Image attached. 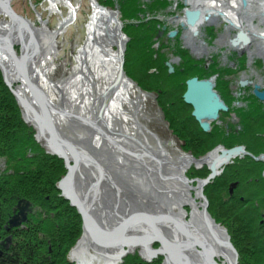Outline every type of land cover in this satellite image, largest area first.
<instances>
[{
	"label": "rangeland",
	"instance_id": "374dc122",
	"mask_svg": "<svg viewBox=\"0 0 264 264\" xmlns=\"http://www.w3.org/2000/svg\"><path fill=\"white\" fill-rule=\"evenodd\" d=\"M96 1L100 7L105 8L106 10L109 9L111 11L116 12L119 22H121L119 24L116 21L117 22L116 25L119 27L118 29L122 36V38H119L117 46L113 42L112 38L109 39L112 43L111 50L114 53L113 56L115 57L116 55L115 57L116 62L114 65L115 67L120 66L117 77L115 78V81L117 82L115 81L110 82L112 85L111 87L113 88L115 85H117L116 83L119 82L122 75L125 76V79L127 81L129 80L128 86L126 87V89L123 88L124 92L122 93L120 98L117 99L116 101L113 100L114 103L118 101L117 107L119 105V109L118 110L116 109L117 111L115 112V114H117L118 116L116 115L115 117L111 116L112 119L110 118L111 119L110 121L111 122L116 121L118 123L121 122L119 124L122 126H125V129L126 130L128 129V131H131V133L134 132V134H136V132L138 131V136L136 135L134 139H137L138 140L137 142H139L140 144L141 141L139 139L141 138L143 143H145V145L143 146L145 148L148 147L151 150V153L152 154L154 153L155 156L166 155L172 161L173 158L175 159V155H174L175 153H173V151L177 149L178 151L180 150L184 152L185 154H187V156H189L194 161H196V160L202 159L201 158L202 156L207 155L209 149L206 150L201 155H195L193 154L192 151H188V150L186 151L185 149H183L182 142L180 139L181 135H179L177 131L175 132L173 130V125L169 120V118L171 119L173 117L172 116L173 114L169 116L165 109V107L172 109L174 104L170 102L169 104L166 105V103L162 101V98L161 97L159 98L157 96V93L152 92L151 89L150 91L147 88H145L147 84L146 79H143L144 82H142L141 78L140 80L138 79L137 73L131 71V68H132L131 62L130 60H128V56H127V48L130 45V38L127 32L130 34L129 29L133 30L135 26L133 28H130V25H134L133 23L135 22L139 23L138 21H141L144 24H146L150 22V21L148 22L149 19L150 20L156 19L157 23L155 25V29H156L155 32L157 31L158 33L163 32L162 34H164V36L158 40V43L160 45H164V43H166L167 41L173 43L174 40L168 39V38L166 39V37H168L167 32H172V33L175 32L174 34H176L177 32L176 38L180 40L181 46L185 49H189L190 53L196 59H202L206 67L211 65V64H208L209 63L208 59L213 58L214 60H216V58L218 57L220 59V63L219 64L215 63V67L217 70L220 71L221 68L229 69V66H227L229 64L230 66L233 67L231 70L235 72H239L238 70L240 69V67L238 66L237 60H236V65L233 64L234 59L232 58H231L232 62L229 63L231 54H233L235 58L239 56L243 57L242 63H244V65H246V61H247L246 57L242 56L241 55L242 53L239 50V49H242L241 44L238 46H232V40L237 35L238 31H240V29H243V28L235 27L232 21L223 19V15H220L219 12L217 13L214 12L215 14L220 15V17L218 16L217 20H214V21L212 19L209 20L211 18L210 12H212L213 9L218 10V8L216 7L212 9V7L208 6L210 0H187L188 2L187 6L183 4L184 1L186 2V0H165L167 3V7L164 10L156 9V5L158 3L157 0H128V1L126 0H113V1H109V0H7V1H3V0H0V53H2L5 56V55H9L11 51V53H13V57L11 58L12 60H14V58H19V59H15L14 63L12 62V65L10 63L9 64L11 65V67H13L17 71L18 77H20L19 80L17 79L16 82L13 81V83H11L12 79H9L10 76H8V73H9L7 70L8 66L4 65V63H7V62L5 61L4 63H2V60L0 59V70L2 73L1 75L2 78L0 81V89H1V92L3 93L9 92V95L11 93L10 97H12L14 102L16 103L18 112L20 114L18 116L19 118L21 117L24 123L27 124V130H28L27 132L34 140V141L31 140V141L35 145L39 144L40 145L39 148L44 149L45 152H48L52 155H58L60 158L62 157L63 168L56 173L57 176L61 174L60 175L61 178L59 180L58 179L55 180L56 182L53 188L51 189V191H47L45 193L49 197H51L52 199L51 203L55 202L56 206L58 204L56 208L49 207V210L52 211L51 214L56 216L59 213L58 211H61V216L70 220L72 224H75V234H77L78 238L68 248L67 252L65 251V257L70 264H80L79 260L73 258V255L75 252L79 253V255L77 256L78 259H81L84 262H99V261L101 262L102 259L104 258V253L106 250L105 248H107L108 244H104L101 241L97 240L96 237L94 238V235L91 231L84 229L85 221H84L83 212L81 211L79 206L77 204H74L71 201V199L67 196V194L65 193L66 189L64 188L63 183H64L65 177L69 173L68 162L66 161L65 157L60 155V153L56 152L54 146L51 144L50 140L52 139V136L50 133V129H48L50 127V122L51 124H53L52 126L54 128L55 127L57 128L58 133L60 135H63L65 139L67 140V142L69 143L70 149L72 151V152L70 151L71 158L72 156L73 158L74 157L78 158V164H77V167L75 168L76 177H74L72 181V185L74 184L73 185L74 192L75 194L76 192L78 193L77 197L79 199L81 198L87 204L91 203L90 205L92 206L87 205V206H90L87 210L92 215H94L95 218H98L99 221H101L100 217L97 215V212H95V210L92 209V207L94 206L93 204H95V201H90L88 194L91 195L93 193L94 200L95 198H97L96 203L98 206V210L101 207V203H104L102 205L104 206L107 205L106 208L110 210L114 215L116 214V216L114 217L112 216V218L110 219L111 221L106 220L105 217H101L104 220L102 221V224L105 227H107L109 230H111L112 227L113 229L116 227L114 231L118 232L121 229L119 231V233H121L124 229L119 224V223H122L120 222L121 219H122L121 221L124 220L123 222L125 223L137 220V225L139 224L148 225L147 223H150V224L159 223L160 224L162 220L163 221L161 224H163L164 221L167 224L166 218H169L168 225L170 226V221H174V223H177L176 217L173 218L174 213L180 216V214L177 213V211L175 210L170 211V209L173 208V204H170V203L168 204V205H172L171 206L172 208L171 207L169 208L168 205L165 204L167 202L166 201L167 197L165 198L166 191L159 189L160 184L162 183V181L165 180L163 176H161L160 174H158V176L157 175L155 176V174L152 175V176H155L157 185L159 186L155 187V185H153L155 187L153 188L151 187V184H150L149 186L151 187L150 192L147 190V187L144 186V181L145 182L147 181L143 179V172H148V176H150L151 174L148 171V169L145 167L146 165H144L143 162L141 161L142 158H141L140 152L139 154H133L131 152L129 154V152L125 153L119 148L114 149L113 147L114 145L107 144L106 142H103V141L102 143L99 142L96 139L99 137L100 129L89 127L88 125L90 124L88 123L89 120L87 117H84V116L77 117L79 115H73L75 116L73 117L74 124L72 122L69 123L70 121H72L70 114H73V113H70V112H73V111L71 110H74L75 112H78V113L79 112L83 113V110H86L87 112L86 114L91 113V111L94 109V105L96 104L95 98L98 96L99 90H102L104 87V84L102 83L105 82L107 84L105 79L98 80L97 77L94 78L95 72H98L100 70L99 65L97 63L94 64V62L93 64L89 63L87 61L88 55L85 53V48L88 45L87 42L89 43V29H88L89 21L91 20V15L93 14L94 5ZM105 1H107L108 3H106ZM159 1L164 2V0H159ZM212 1H215L219 4L218 7L221 8V10L219 9L220 12H223V10L225 11V9L226 10L228 9V11H225V12H228L230 14L233 13V15L237 14L238 17H241L240 19H242V23H244L246 30L253 29V28L248 27L252 23L253 25H255V27L259 31L261 30L264 31V18L262 19V16H263L262 13L264 9V3H263L264 0H254L252 6L251 5L245 6L246 8L244 7L242 8V6L237 7L236 0H212ZM238 1L240 2V4L243 3V0H238ZM134 4L141 6L140 10H142V11H139V16L138 18H136V20L129 19L130 14L133 13L132 11H133ZM182 7L184 8L188 7V9L190 8L193 10H201V15L196 22H198L201 19H203L204 21L206 20V21L199 26V30H200L199 34L196 35L194 33H190L189 25L195 26V24L191 25L187 22L185 10H182ZM11 11L14 13V15L11 14ZM257 11L259 13H257ZM207 16L208 18H206ZM215 16L216 15H214V17ZM70 17H72V21H69L64 27H62L61 26L62 22L65 19H69ZM183 21L185 23V26L182 24ZM143 27H144L143 29H146L145 28L146 25ZM164 27L165 29L163 30ZM208 29H212V32L214 33L213 37L217 36L216 40L209 37V35L207 34ZM120 40L121 42L124 41L123 48L125 51V54L123 57L124 65L122 67V73H121L122 58L120 57L121 56L120 49L122 46H121ZM98 41L102 44V46L99 43L98 44L96 43V45L99 48L101 46V50H105L106 52H108L106 50V49H109L108 48L109 43L106 42L107 40L104 42L103 40H101V38H99ZM250 41L251 43L243 46V50H244L243 53H245L247 57L250 58L249 67L246 70L241 71L239 74L237 73L238 77L236 79V84H235L236 89L239 88L238 81L240 79L242 80L243 78H247L250 80L257 81L258 77H261V76L264 77V42L263 40L259 38L258 39L254 38L253 40H250ZM104 43H105L106 48L103 45ZM174 47H175L174 45L171 46L167 44L165 46H162L164 58H167V60L173 58L172 62H175V63L180 62L181 61L180 57L174 58L173 56L175 54L174 53L172 54L169 50V49H174ZM118 51H119V58H120L119 65L117 61L118 54H116L118 53ZM21 66L22 67L26 66V68L21 70ZM108 69L105 70V74L108 71ZM46 71H48V73ZM109 72L110 70L107 72V75ZM98 73L102 74L101 71H99ZM29 75H31V81L37 82L39 85H41L40 87H42L45 91H47L48 97H50L52 99V102L55 104L54 105L52 103L50 105V102L46 99L47 96L44 95V99L48 101L47 105L51 109L50 111L51 115L48 114L49 115L48 116L45 113L44 107L41 104L45 103L46 101H43L44 100L43 97H41V95L39 96L36 92V90L40 88L37 87L34 89L30 80L28 81ZM215 78L216 79L218 78V79L215 81L214 80ZM215 78L213 77L214 83L215 82L218 83L220 79L219 75L215 76ZM140 81L142 83H140ZM27 83L28 85L31 86L30 89H28L29 86L27 87ZM78 84L81 86H79ZM22 85H24L27 88L28 90L27 94H29L28 95L29 97L28 96H25L26 98L23 97L25 99L24 103L23 101L21 102L20 98L17 97V95L15 94L17 93L18 95H20L18 92V88L19 86H22ZM217 88H220V87H217ZM104 91L106 92V90ZM63 92H65L63 94V98L65 100H63L61 98L62 96L59 95L60 93H63ZM80 93H81V96H80ZM221 93L223 92L221 91ZM179 94L180 93L177 91V96ZM223 96L226 97L227 95L223 94ZM63 102L65 103L63 104ZM122 103H123V106H122ZM189 104H191V107L193 106L192 103H189ZM55 107H57V110ZM61 107L68 108L70 112H66ZM52 111L53 112L57 111L58 114L60 113L59 111H61V113L64 115L62 116V118H60L59 116H54V113ZM10 112H13V111L10 110ZM65 114H67L68 116L67 115L65 116ZM116 118L118 120H116ZM67 119H69V121ZM227 121H229V119H227ZM39 123H42L44 125L43 126L44 129L47 130V132H45L46 134L45 136L41 134V125ZM233 128L240 129V128H236L235 126L232 127L231 129ZM129 141L132 142L133 140L131 141V139H129L127 142ZM31 143H29V146L33 147V144ZM233 145L234 144L228 147L230 148ZM79 146L83 150L81 149L78 150ZM214 146L210 149H213ZM217 151L218 150L211 151L210 154L212 153L214 154ZM28 153L30 154L31 151L28 150ZM192 154L197 159H195L192 156ZM209 155L205 156V158L208 157ZM82 156L84 159L82 158ZM8 158H9V153H7L6 155L4 154L0 155V162L3 161L2 162L3 165L0 166V172H1L0 177L3 174L10 173L13 170V166L7 164L6 160ZM147 160L151 163L156 162V164L160 166L162 163L165 164L166 166H176L175 163L171 161H167L165 159L157 160L156 157H154L153 155L149 153L147 154ZM205 160L209 162L201 163V165H197V163L195 162L186 163V166H185L186 170L184 169L183 171L184 179L181 178V180H187L190 183V185L192 186V189L191 191L189 190V192L187 193L193 198H197V201L199 203L200 202L204 203V198H203V194H201V190H199L200 195L198 194L196 187H198L199 189L201 188L199 187V185L202 183L201 182V180L203 179L202 177L208 174L207 172L209 170V166H212V161H213L209 159H205ZM8 161H11V159H8ZM70 164H75L74 159L70 161ZM143 167H145V171L142 170ZM91 169L93 171H91ZM87 174L90 176H88ZM80 180L83 182H80ZM91 183L93 187H92V190L90 191L88 189V186ZM182 184H183V181H182ZM84 185L86 187H84ZM96 189L98 190V193L96 192ZM100 192H101V195H100ZM172 192H170V195L168 194L167 196H171L173 194ZM10 193L11 192H9V194ZM108 193L110 194V196ZM221 193L223 194L224 192H221ZM4 195H6V193H3L0 190V261L3 260V258H5V254L8 252V250L11 247L9 244L7 247L2 245V242L7 244V241L5 240L6 238L1 237V233H3V230H7L5 226H9V223L12 221L14 217L13 215L15 213L12 214V211H13V206L16 203V201H18L19 203V199H24L26 201H29L30 204L33 205V206L31 205L32 209L35 210L38 208V212L33 213L34 218L37 216L36 214L40 213V211L43 212L42 207L44 205V204L42 205V201L40 199H36L33 196L27 195L24 191H20V192H17V194L15 195L12 194V197H14V200L12 202L10 201L9 204L5 206L3 204ZM64 199H66V201H63ZM98 199L100 201H98ZM108 204H111V205H108ZM126 204L127 206H129L130 210H132L131 212H135V211L137 212V213L135 212L136 213L135 216L131 212L129 213V211L126 213L117 211L120 207L125 208ZM203 205L204 204H201L200 206L198 204V206H200L201 209H203L204 207ZM44 207L48 208V206H45V205ZM183 209L188 214L187 220L190 221L191 212L193 211V205L187 204L185 205V207L183 206ZM130 216L134 218L132 219V217ZM116 217L120 220H118ZM30 218H31V215L29 216L28 221L23 224L26 225L25 227L30 228V230L27 229L28 232H33V226L31 225L33 224L32 221L34 218L32 220H30ZM57 218H54V219H57ZM117 221H118V225L116 224ZM23 224H21V229L23 228ZM131 226L132 225H130L129 227ZM174 226L175 225H173L172 227ZM77 227H79L80 229L78 232H76ZM181 227L182 226L175 228V231L179 232V235L181 234L180 233L182 229ZM57 228H59V233H64L63 229H61L60 227H57ZM27 230H23L21 232L17 230V228L12 229L11 234L13 236V243L11 245H14L15 242H18L16 240L21 237L22 239H27V234L25 237L23 234V232L25 231L27 232ZM86 232L89 235L88 237L87 236L85 237ZM170 234L173 235L172 233ZM180 237L182 240L183 239L182 234ZM189 239L191 238L189 237ZM192 242L193 240L191 239L189 243H192ZM52 244L50 243L49 247H52ZM111 245L116 246L115 244H111ZM67 246L68 244L66 243L64 246V249H66ZM163 246L164 245L160 240L153 241V244L150 246V250L156 251V253L153 256H151L148 254V252L145 254V252L143 251L144 248L142 244L138 246L137 245L136 246L135 245H131V246L125 245L124 248L125 250H127V252L124 253L121 264L127 258H130V262H134L139 258V259H142V261H145L147 263L165 264V262L168 259L167 254H169V252L165 251L166 250L165 248H164L165 250L163 251V248H162ZM190 247L191 245H189V248ZM21 248L23 249L26 247L22 246ZM146 251H148L147 248H146ZM189 251H192L195 254L192 248H190ZM120 252L121 250L118 251L116 255L110 261L107 260L108 262H105V263L114 264L115 260L118 257L117 255ZM111 254L112 252L110 253L107 252V255L105 257L109 258L108 256H111ZM27 256H30V255H27ZM56 257L61 258V255L60 256L57 255ZM34 261H35V264H39V263H36L38 260H34ZM171 263L173 264L172 258H171Z\"/></svg>",
	"mask_w": 264,
	"mask_h": 264
},
{
	"label": "trees",
	"instance_id": "16d2710c",
	"mask_svg": "<svg viewBox=\"0 0 264 264\" xmlns=\"http://www.w3.org/2000/svg\"><path fill=\"white\" fill-rule=\"evenodd\" d=\"M105 2L108 3L107 1ZM157 2L156 9H166L167 3L165 0L164 2L157 0ZM140 8L141 6L134 4L133 13L130 14L129 19L136 20L139 16V11H142ZM138 22L130 25V28L135 26L133 30L129 29L130 34L127 32L130 38L127 56L131 62V71L137 73L138 79L140 80L141 78L142 82H144L143 79H146L145 88L157 93V96L161 97L166 105L170 102L174 104L172 109L168 107H165V109L169 116L173 114V117L169 118V120L173 125V130L181 135L180 139L183 149L192 151L195 155H201L218 142H224L227 146L240 142L245 143L251 152L255 154L261 153L264 150V102L253 94L247 95L246 106L237 107L235 110V113L241 119L242 126L240 129L233 128L227 134L226 129H228V126H219L217 127V132L214 130L211 131L212 133H207L201 128L198 120L193 115L192 107L188 106L184 100L186 81L192 76L206 77L216 72H220L219 77L223 78L229 73L230 68H221L219 71L216 69L215 63L207 68L202 59H196L189 49H185L176 43L171 51L179 56L181 61L175 66V71L169 73L164 65L163 52H160L159 56L154 59L156 36L158 34V31L155 32L157 20L149 19V23L146 24L141 21ZM145 25L146 29H143ZM207 34L214 39L215 36L213 37L212 29H208ZM236 59L240 69L244 67V63H242L243 57L239 56ZM152 68L156 69V72L152 73ZM1 75L0 70V81ZM141 81L140 83H142ZM223 82L222 79L220 89L224 93L227 88L222 87ZM177 91L180 93L178 96ZM10 95L9 92H1L0 89V155L9 153L8 159H11V161H8V159L6 161L8 165L13 166V170L10 173L3 174L0 177V190L6 193L3 197V203L5 205L9 204L10 201L14 200L12 194L15 195L17 192L24 191L27 195L40 199L42 205L44 204L48 208L43 205L44 213L40 211L35 218H30V220L34 218L31 225L33 226V232H28L30 228L27 227L19 230L22 232L28 229L27 232L25 231L26 233L23 232L24 237L27 234V239H22V237L17 239L16 241L18 242L11 245L0 264H35L34 260H38L36 263L39 264H70L65 257V251L67 252L68 248L78 238L77 234H75V224L61 216V211H58L59 213L57 212L56 216L51 214L52 211L49 210V207L56 208L58 204L56 206L55 202L51 203V197L45 193L51 191L56 182L55 180L61 178V174L57 176L56 173L63 168L62 157L45 152L44 149L39 148V144L35 145L31 141L33 139L27 132V124L24 123L21 117L19 118L18 115L20 114L17 105ZM232 99H228V102L231 103ZM10 110L13 112H10ZM227 114L228 111L222 113V116L225 117ZM29 143L33 144V147L29 146ZM28 150L31 151L30 154ZM228 167L230 172L225 174L227 175L225 176L226 180L224 181L220 177L216 179L217 187L223 186L229 180L238 179L240 183L239 195L244 194V199H264L263 160L255 159L252 155L247 154L244 157L236 158ZM9 192L12 194H9ZM221 192L224 191L220 190L216 192V196L212 197V199L216 197L215 202L220 203L223 200ZM237 199L240 201V198ZM63 201H66V199ZM234 204L235 206L230 208L229 211V207L225 203L220 206L219 204L218 206L214 205L215 209L213 212L220 217L226 216L229 218L231 216L230 211L239 206L236 203ZM247 211L242 207L237 210L236 214L239 217L237 222H244ZM258 215L253 216L255 223L252 222L253 231L249 233L247 240L251 244L259 242V245L262 246L264 245V233L261 232L258 226ZM57 227L63 229L64 233H59V228ZM79 230V227H77L76 232ZM49 242L53 243L52 247H49ZM66 243L68 246L64 249ZM22 246L26 248L22 249ZM57 255H61V258L56 257ZM261 257L263 256H258L259 261ZM126 262L129 264H153L142 261L139 258L134 262H130V258H127L122 264H128Z\"/></svg>",
	"mask_w": 264,
	"mask_h": 264
},
{
	"label": "bare ground",
	"instance_id": "6f19581e",
	"mask_svg": "<svg viewBox=\"0 0 264 264\" xmlns=\"http://www.w3.org/2000/svg\"><path fill=\"white\" fill-rule=\"evenodd\" d=\"M3 1H7V0H3ZM237 1V7H240V6H242V8L244 7V8H246L245 6H252V4H253V1L254 0H243V3L242 4H240V2L238 1V0H236ZM246 1V5L244 4V2ZM59 3V2H58ZM217 2H215V1H212V0H210L209 1V5L208 6H210V7H212V9L213 8H218V10H214L213 9V11L212 12H210V14H211V18L209 19V20H217L218 19V16L220 17V15H223V19H227L228 21L230 20V21H232L233 22V25L235 26V27H239V28H243V30H244V32L248 35V37L250 38V40H253L254 38H259V39H261V40H263V42H264V31H259L256 27H255V25H253L252 23H251V25H249L248 27H250V28H253L252 30H246L245 29V26H244V23H242V19H240L241 17H238L237 16V14H234L233 15V13L232 14H230V13H228V12H225V11H228V9L226 10L225 9V11L223 10V12H220V10H221V8L220 7H218V3L216 4ZM264 3V2H263ZM221 5V4H220ZM261 5V4H260ZM258 7H259V5H258ZM220 9V10H219ZM255 9V8H254ZM259 9V8H258ZM217 13V12H219L220 13V15H218V14H215V13ZM4 13H5V11H4ZM257 13H259L258 11H257ZM263 16H262V19L264 18V9H263ZM214 15H216L215 17H214ZM8 16V15H7ZM258 16V15H257ZM259 17V16H258ZM19 20V19H18ZM69 21H72V17H70L69 19H65L63 22H62V24H61V26L62 27H64ZM120 24L121 22H119V19H118V17H117V14H116V12H114V11H111V10H109V9H105V8H102V7H100L98 4H97V1L95 2V5H94V11H93V14L91 15V20L89 21V26H88V29H89V43L87 42V46H86V48H85V53L88 55V59H87V61L89 62V63H91V64H93V62H94V64L95 63H97L98 65H99V68H100V70L99 71H101V73L102 74H99L98 72H95V77L94 78H96L97 77V79L98 80H106V82H107V84H109L110 82H114L115 81V78L117 77V74H118V71H119V67H115V62H116V59H115V57H116V55H115V57L113 56V52H112V50H111V46H112V43H111V41L109 40L110 38H112L113 39V42L115 43V45L117 46V44H118V41H119V38H122V36H121V33H120V31H119V27L116 25V23L117 22ZM182 21V20H181ZM206 21V20H205ZM203 19H201V20H199L198 22H196V24H195V26H190L189 25V31H190V33H193L196 29H199V26L202 24V23H204L205 22ZM184 22V21H183ZM179 23V22H178ZM249 23V22H248ZM12 25V24H11ZM10 26V25H9ZM6 27V26H5ZM8 28V27H7ZM262 29V28H261ZM18 31V30H17ZM99 38H101V40H103L104 42L106 41L107 43H109V45H108V48L109 49H106L108 52H106L105 50H101V46H102V44L98 41L99 40ZM22 39V38H21ZM25 40V39H24ZM109 40V41H108ZM260 41V40H259ZM120 42H121V40H120ZM96 43L98 44H101V46H100V48L96 45ZM106 43V44H107ZM123 43V44H122ZM104 46H105V43L103 44ZM15 46V45H14ZM121 46H122V48H123V46H124V41H122L121 42ZM105 48H106V46H105ZM124 49V48H123ZM9 50V49H8ZM83 52V51H82ZM116 54H118V56H117V61H118V65H119V60H120V58H119V51H118V53H116ZM13 57V53H11V51H10V53H9V55H3L2 53H0V59L2 60V63H4L5 61L7 62V63H4V65H6V66H8V68H7V70H8V76H10V78L9 79H12V81H11V83H13V81L14 82H16V80L18 79H20V77H18V73H17V71L13 68V67H11V65H12V62L14 63V60L15 59H19V58H14V60H12L11 58ZM49 57V56H48ZM121 57V56H120ZM78 58H79V56H78ZM21 60V59H20ZM19 60V61H20ZM42 61V60H41ZM43 62V61H42ZM80 62V61H79ZM11 65H10V64ZM84 63V62H83ZM24 64V63H23ZM41 65V64H40ZM34 67H35V65H34ZM94 67H95V65H94ZM115 67V68H114ZM24 68H26V66L25 67H22L21 66V70L22 69H24ZM98 68V69H99ZM109 68V69H108ZM93 69V68H92ZM108 69V71L110 70V72L108 73V75H107V72H106V74H105V70H107ZM114 70V71H113ZM94 71V70H93ZM47 73H48V71H46ZM80 73V72H79ZM93 74V73H92ZM34 75V74H33ZM79 75V74H78ZM125 75V74H124ZM47 77V76H46ZM71 77V76H70ZM69 77V78H70ZM81 77V76H80ZM52 78V77H51ZM127 78V77H126ZM63 79V78H62ZM85 79H87V78H85ZM30 80V82H31V84H32V86L34 87V89L35 88H40V89H38V90H36V92H37V94L40 96L41 95V97H43V99H44V95H46L47 97H46V99L50 102V105L53 103L52 102V99L50 98V97H48V94H47V91H45L42 87H40L41 85H39L37 82H34V81H31V75H29V78H28V81ZM66 81V80H65ZM64 81V82H65ZM76 81V80H75ZM74 81V82H75ZM82 81V80H81ZM129 81V80H128ZM128 81L125 79V76H121V78H120V80H119V82L118 83H116L117 85H113L114 87L112 88L111 86V83L109 84V85H107L105 82L104 83H102V84H104V87H103V89L102 90H99V92H98V96L95 98L96 99V104L94 105V109L91 111V113H89V114H86L87 112H86V110H83V113H78V112H75L74 110H71V111H73V112H70V110L68 109V108H65V107H61L62 109H64L66 112H70V113H73V114H70L71 116V120L72 121H70L69 123H73V120H74V118L73 117H75V116H73V115H79V116H77V117H82V116H84V117H87L88 118V123L90 124V125H88L89 127H94V128H97V129H100L99 131H100V134H99V137L96 139V140H98L99 142H101L102 143V141L103 142H106L107 144H110V145H114L113 147H114V149H117V148H119L120 150H122V151H124L125 153L127 152H129V154H130V152L131 153H133V154H139V152H140V154H141V158H142V162H143V164L144 165H146L145 167L148 169V171L150 172V176H148V172H143V179H145L147 182H145L144 181V186H146L147 187V190L150 192V190H151V187H153V188H155L156 186H159V185H157V182H156V179H155V176L157 175L158 176V174H160L161 176H163L164 178H165V180L164 181H162V183L160 184V186H159V189L160 190H165L166 192H165V198L167 197V202L165 203L166 205H168L169 203L170 204H173V208L171 207L172 205H168V207L170 208H172V209H170V211H177V213H179L180 214V216L179 215H177L176 213H174V217L173 218H175L176 217V221H177V223H174V221H170V226L168 225V219L169 218H166L167 219V224L165 223V221H164V223L163 224H161L162 223V221H161V223L159 224V223H152V224H150V223H147L148 225H137V220L136 221H132V222H123V221H121L120 219H118L117 217V219L118 220H120V222H122V223H119L124 229H123V236H128V238L130 237V235H138V237L139 238H142L143 240H144V243L146 242V239L147 238H145V237H148L149 235H150V231H155V232H159V233H161L162 235H164V237L165 236H168L170 239L172 238V237H178V238H181L180 236H181V234L179 235V232H176L175 231V228L176 227H180V226H182V227H185L189 232H191V233H194L195 235H197V236H199V237H202V236H210V234H211V229H213L214 230V233H216L217 235H220V238H222V240H221V243L223 244V245H226V246H228V245H230L229 244V242H228V240L226 239V238H224V230H223V228L221 227V226H219V225H217L216 223L214 224L213 223V221H210V219L208 218V217H206V214H205V210L204 209H201V204H203L202 202H198L197 201V198H193L192 196H190L187 192H189V190L191 191V189H192V186L190 185V183L187 181V180H181V178H183L184 177V175H183V171H184V169H185V166H186V163H191V162H195V163H197V165H201V163H208L209 161H207V160H205V159H209V160H212L213 158H214V156H216L217 154H218V152L219 151H217L216 153H212V154H210L208 157H206V158H202V159H200V160H196V161H194L192 158H190L189 156H187V154H185L184 152H182V151H178L177 149H175L174 151H173V153H175L174 155H175V159L173 158L172 159V161H171V159L168 157V156H166V155H161V156H155V154L153 153H151V150L147 147V148H145L143 145H145V143H143V141H142V139L140 138H138L141 142H140V144H139V142H137L138 140L137 139H134L135 137H136V135L138 136V131L136 132V134H134V132L133 133H131V131H128V129L126 130L125 129V126H122V125H120L119 123H121V122H116V121H110L112 118H111V116L112 117H115V115L116 116H118L117 114H115V112L119 109V105H118V107H117V102H113V100H117V99H119L120 98V96L122 95V93L124 92L123 91V88L124 89H126V87L128 86ZM68 82V81H67ZM74 82H72V83H74ZM102 82V81H101ZM115 82H117V81H115ZM17 83H18V81H17ZM86 83H87V81H86ZM57 84V83H56ZM70 84V83H69ZM106 84V85H105ZM51 85V84H50ZM73 85V84H72ZM79 85V84H78ZM89 85V84H88ZM96 85V84H95ZM29 86V88L28 89H30V85H28V83H27V87ZM60 86V85H59ZM70 86V85H69ZM79 86H81V85H79ZM101 86V85H100ZM110 86V87H109ZM67 87V86H66ZM75 87V86H74ZM44 88H46V87H44ZM69 88V87H68ZM73 88V87H72ZM76 88V87H75ZM112 88V89H111ZM43 91H42V90ZM97 89V88H96ZM49 90V89H48ZM62 90V89H61ZM65 90V89H64ZM73 90V89H72ZM104 90H106V92L104 91ZM133 90V89H132ZM27 88L24 86V85H22V86H19V88H18V92H19V94L22 96V97H25V96H28L29 94H27ZM103 91H104V93H103ZM50 92V91H49ZM52 92V91H51ZM94 92V91H93ZM96 92V93H97ZM65 92H63V93H60L59 95H61L62 97V99L63 100H65L64 98H63V94H64ZM77 93V92H76ZM90 93V92H89ZM136 93V92H135ZM125 94V93H124ZM78 95V94H77ZM96 95V94H95ZM128 95V94H127ZM80 96H81V93H80ZM239 96V95H238ZM29 97V96H28ZM26 98V97H25ZM91 98V97H90ZM42 99V98H41ZM85 99V98H84ZM92 99V98H91ZM124 99V98H123ZM47 100H43V101H46V103H48V101ZM131 100V99H130ZM62 101V100H61ZM90 101H92V100H90ZM113 102V103H112ZM124 102V101H123ZM131 102V101H130ZM65 102H63V104H64ZM54 104V103H53ZM88 104V103H87ZM55 105V104H54ZM57 105H59V104H57ZM93 105V104H92ZM129 105V104H128ZM61 106V105H60ZM122 106H123V103H122ZM29 107V106H28ZM53 107V106H52ZM57 107H59V106H57ZM57 107H55L56 108V110H57ZM54 108V107H53ZM52 108V109H53ZM117 109V110H116ZM51 110V109H50ZM127 110V109H126ZM128 111V110H127ZM53 112V111H52ZM60 113H61V111H59ZM126 112V111H125ZM41 113V112H40ZM54 113V116H59L60 118H62V116L64 115V114H58L57 113V111L56 112H53ZM64 113V112H63ZM113 113V114H112ZM50 115V114H49ZM67 114H65V116H66ZM53 116V115H52ZM68 116V115H67ZM29 117V116H28ZM44 117V116H43ZM111 118V119H110ZM70 119V118H69ZM69 119H67L68 121H69ZM116 120H118L117 118H116ZM84 121H85V119H84ZM32 122V121H31ZM61 122V121H60ZM63 122V121H62ZM116 122V123H115ZM37 123V122H36ZM99 123H100V125H101V127H100V125H99ZM74 124V123H73ZM53 125V124H52ZM87 125V124H86ZM70 126V125H69ZM74 126V125H73ZM85 126V125H84ZM40 127V126H39ZM64 127V126H63ZM66 129V128H65ZM92 131V130H91ZM67 134V133H66ZM68 135V134H67ZM87 135V134H86ZM104 135H105V137H104ZM94 138V137H93ZM129 139H131V141L132 142H127ZM47 140V139H46ZM81 140V139H80ZM70 141V140H69ZM121 141H122V143H121ZM125 141V142H124ZM76 143V142H75ZM78 143V142H77ZM79 144V143H78ZM104 144V143H103ZM96 145V144H95ZM103 146V145H102ZM99 147V146H98ZM111 148H112V146H111ZM81 148H80V146H79V148H78V150H80ZM81 150H83V149H81ZM85 152V151H84ZM87 152V151H86ZM110 152V151H109ZM151 154V155H153L154 157H156L157 158V160H163V159H165V160H167V161H171V162H173V163H175L176 164V166H166L165 164H161V166L160 165H158V164H156V162H149L148 160H147V154ZM114 154V153H113ZM101 155V154H100ZM115 155V154H114ZM123 155V154H122ZM118 156V155H117ZM146 157V158H145ZM235 157V156H234ZM82 158H83V156H82ZM120 158V157H119ZM84 159V158H83ZM125 159V158H124ZM232 159V156H231V158L228 160V161H230ZM119 160V159H118ZM152 160V159H151ZM84 161V160H83ZM103 162V161H102ZM118 162V161H117ZM124 162V161H123ZM77 164H78V162H77ZM81 164V163H80ZM221 164L223 165L224 163H222L221 162ZM82 165V164H81ZM90 166V165H89ZM88 166V167H89ZM145 167H143L142 168V170H144L145 171ZM75 169V168H74ZM150 170H152V171H150ZM186 170V169H185ZM91 171H93L92 169H91ZM147 171V170H146ZM100 172V171H99ZM152 172V173H151ZM94 173V172H93ZM81 174V173H80ZM153 174H155V176H152ZM75 175H76V171H75ZM88 175V174H87ZM88 176H90V175H88ZM142 176V175H141ZM76 177V176H75ZM96 177V176H95ZM84 178V177H83ZM82 178V179H83ZM92 179V178H91ZM94 179V178H93ZM184 179V178H183ZM92 181V180H91ZM169 181V182H168ZM182 181H183V184H182ZM76 182V181H75ZM78 182V181H77ZM80 182H83V181H81L80 180ZM167 182V183H166ZM130 183V182H129ZM150 184H151V187H149L150 186ZM74 185V184H73ZM80 185V184H79ZM82 185V184H81ZM91 185V186H90ZM89 186H88V189L91 191L92 190V183L90 184ZM125 185V184H124ZM153 185H155V187L153 186ZM65 187H66V185H64ZM77 186H78V184H77ZM83 186V185H82ZM84 187H86L85 185H84ZM129 187H131V186H129ZM173 187V188H172ZM79 188V187H78ZM81 188V187H80ZM97 188V187H96ZM126 188V187H125ZM187 188H188V190H187ZM98 189V188H97ZM96 189V192L98 193V190ZM112 189V188H111ZM110 189V190H111ZM81 190V189H80ZM84 190V189H83ZM94 190V189H93ZM101 190H102V188H101ZM114 190V189H113ZM196 190L198 191V194L200 195V189L198 188V187H196ZM95 191V190H94ZM173 191V192H172ZM95 192V193H96ZM106 192V191H105ZM162 192V191H161ZM170 192H172L173 194L171 195V196H167L168 194L170 195ZM82 193H83V191H82ZM114 193V192H113ZM163 193V192H162ZM78 193L76 192V195H77ZM81 194V193H80ZM109 194V193H108ZM119 194V193H118ZM117 194V195H118ZM75 195V196H76ZM100 195H101V192H100ZM107 195V194H106ZM115 195V194H114ZM116 195V196H117ZM79 196V195H78ZM88 196H89V198H90V201H95V204H93L94 206L92 207V209L93 210H95V212H97V215L100 217V220H101V222L102 221H104L101 217H105L106 218V220H108V221H111L110 219L112 218V216L114 217V216H116V214L114 215L110 210H108L106 207H107V205L106 206H104V205H102V204H104V203H101V207L99 208V210H98V206H97V203H96V200H97V198H95V200H94V198H93V193L91 194V195H89L88 194ZM109 196H110V194H109ZM128 196V195H127ZM126 196V197H127ZM104 197V196H103ZM108 197V196H107ZM114 197V196H113ZM199 197V196H198ZM115 198V197H114ZM119 198V197H118ZM81 199V198H80ZM100 199V198H99ZM98 199V201H100ZM103 199V198H102ZM110 199V198H109ZM130 199V198H129ZM163 199V198H162ZM88 200V199H87ZM109 201V200H108ZM111 201V200H110ZM115 201V200H114ZM122 201V200H121ZM124 201V200H123ZM106 202V201H105ZM136 202V201H135ZM120 203V202H119ZM134 203V202H133ZM76 204V203H75ZM84 204V206H87V205H90L91 203H86V202H84L83 203ZM187 204H190V205H193V211L191 212V220L190 221H188L187 220V216H188V214L186 213V211L183 209V206L185 207V205H187ZM198 204L200 205V206H198ZM108 205H111V204H108ZM114 205V204H113ZM90 206H92V205H90ZM90 206H87V209L90 207ZM115 206V205H114ZM117 206V205H116ZM177 206H178V208H177ZM113 208V207H112ZM136 208V207H135ZM91 209V208H90ZM110 209H111V207H110ZM117 209V208H116ZM132 209V208H131ZM34 210V209H33ZM137 210V209H136ZM184 210V211H183ZM118 212H123V213H126V212H128L129 211V213L132 211V210H130V208H129V206H127V204H126V207L124 208V207H120L118 210H117ZM15 212V211H14ZM136 212V211H135ZM135 212H131L134 216L136 215V213ZM139 213H141V212H139ZM142 215H143V213H142ZM26 216H27V214H26ZM97 217V216H96ZM130 217H132V216H130ZM140 217V216H139ZM27 218V217H26ZM134 217H132V219H133ZM98 219V218H97ZM135 219H137V218H135ZM145 219V218H144ZM148 219V218H147ZM165 219V220H166ZM115 220V219H114ZM128 220V219H127ZM172 220V219H171ZM175 220V219H174ZM129 221V220H128ZM26 222V221H25ZM114 222V221H113ZM23 223V222H22ZM112 223V222H111ZM142 223V222H141ZM144 223V222H143ZM117 225H118V221H117V223H116ZM128 225V226H127ZM130 225H132L131 227H132V229H131V227H129ZM136 225V226H135ZM173 225H175L174 227H172ZM116 228V227H115ZM115 228L113 229V227L111 228V233H114L113 231L115 230ZM129 229H131V230H129ZM117 230V229H116ZM121 230V229H120ZM119 230V231H120ZM106 231L108 232L109 231V229L107 228L106 229ZM109 231V232H110ZM119 231L117 232H115V234L116 233H119ZM181 231H182V229H181ZM187 231V232H188ZM170 233H172L173 235H175V236H173V235H171ZM181 233V232H180ZM186 233V232H185ZM93 235H94V238L96 237L95 236V234L93 233ZM88 237L89 235H88V233L86 232V235H85V237ZM187 236H188V234H187ZM186 237V236H185ZM91 238V237H90ZM138 238V239H139ZM166 238V237H165ZM92 239V238H91ZM96 239H98V240H100L99 239V237H96ZM96 239H95V241H96ZM134 236H133V238L131 239V242L132 243H134L136 240L134 239ZM186 239V238H185ZM193 239V238H192ZM215 239V238H214ZM213 239V240H214ZM83 240V239H82ZM93 240V239H92ZM133 240V241H132ZM176 240H179V239H176ZM94 241V240H93ZM187 242H189V241H187ZM11 243V242H10ZM140 244H142V246H143V248H144V252H145V254L148 252V251H146V248L150 251V247L149 246H151L152 244H153V241H151L150 243H149V245L148 246H146L145 244H143V243H140L139 241L137 242H135V246L137 245H140ZM206 244V243H205ZM212 244V243H211ZM163 249L165 248L166 250H170L171 249V247L169 246V245H166V244H164L163 243ZM128 246V245H127ZM146 247V248H145ZM193 248V247H192ZM206 249H207V247H205ZM106 250H105V253H104V258L102 259V261L100 262H84L83 260H81V259H78V255H79V253L78 252H75L74 253V255H73V258H75V259H77V260H79V263L80 264H106L105 262H108V261H110L115 255H116V253L118 252V251H120L116 246H112V245H108L107 246V248H105ZM215 250V249H214ZM213 250V251H214ZM107 252L108 253H110V252H112V254H111V256H108L109 258H107V257H105L106 255H107ZM188 252V251H187ZM226 252V251H225ZM232 252V251H231ZM78 253V254H77ZM148 254L150 255V253L148 252ZM147 254V255H148ZM186 255L185 256H192V255H194V253H192L191 251L190 252H188V253H185ZM230 254V253H229ZM168 255V259H167V261L165 262V264H172L171 263V255H169V254H167ZM224 255V254H223ZM119 256V255H118ZM207 256V255H206ZM231 256V255H230ZM178 257V256H177ZM182 257V256H181ZM209 257H212V256H209ZM188 258H190V257H188ZM183 260L182 258H180V257H178V262H176L177 264H179V263H181V260ZM204 259V258H203ZM108 260V261H107ZM189 260V259H188ZM122 262V261H121ZM121 262H120V260H119V257H117V259L115 260V262H114V264H121ZM184 262V261H183ZM192 262H193V260H192ZM231 262H232V260H231ZM174 264V263H173ZM181 264H185V263H181Z\"/></svg>",
	"mask_w": 264,
	"mask_h": 264
},
{
	"label": "flooded vegetation",
	"instance_id": "af4514ba",
	"mask_svg": "<svg viewBox=\"0 0 264 264\" xmlns=\"http://www.w3.org/2000/svg\"><path fill=\"white\" fill-rule=\"evenodd\" d=\"M183 4L185 6H187L185 1L183 2ZM186 9H188V7L187 8L182 7V10H185V12H186ZM164 29H165V27L163 28V30ZM239 32L240 31H238L237 35L239 34ZM162 33L163 32L158 33L156 36V44H155L156 51L154 54V59H156L159 56L160 52L161 53L163 52L162 45H160L158 43V40L164 36V34H162ZM193 33L197 35L200 33V30L197 29ZM167 34H168V37H166V39L167 38L172 39V40H174V42L172 43V42L167 41L166 43H164V45L167 44V45H171V46L174 45L175 46L176 43L181 45L180 40L178 38H176L177 32H176V34H172V32H167ZM237 35L235 37H237ZM173 37H174V39H173ZM216 38H217V36L214 37V40H216ZM249 43H251L250 40L246 44L244 42H240V44L243 46L248 45ZM232 46H234V45L232 44ZM241 48L242 49H239L240 52L242 53L241 55L246 57V59H247L246 65H244V67H242L240 70H238L239 72H235V71L231 70L233 67L228 64L227 66H229L231 71L227 75H225L223 78H220L218 83L215 82V86H214V89L218 92L220 97L227 104L228 109L227 110H220L218 118L209 121L210 127L208 129H205L201 125L200 121L195 117L198 120L201 128L203 130H205L207 133L214 131V130H215V132H217V127H219V126H228L227 127L228 129H226V133L228 134L229 132L232 131L231 128L233 125H231V124H234V126L236 128H241L242 123H241V119H239V117L235 113L236 108L240 107V106H246V104H247L246 103L247 102L246 96L247 95L253 94L255 97H258L255 94V88H256L255 85L256 84L259 85L260 91H264V77L263 76L258 77L257 81L256 80H250L247 78H243L242 80L240 79L238 81L239 88L236 89L235 84H236V79L238 77L237 75L241 71L246 70L249 67V63H250V58L247 57V55L245 53H243L244 52L243 47H241ZM169 50L173 54L171 49H169ZM217 55H219V54H217ZM173 57L176 58L179 56L174 55ZM231 58L234 59L233 64L236 65L237 59L235 58V56H233V54H231V56H230L229 63L232 62ZM172 59H168V60H167V58L163 59L164 65L167 67L169 73L174 72L175 66L180 63V62H176V63L172 62ZM180 60H181V58H180ZM212 60H214V59L213 58L208 59V62H209L208 64L214 65V63H218V64L220 63V59L218 57L216 58V60H214L216 62H214ZM207 68H209V66ZM151 72L152 73L156 72V69L152 68ZM216 74L219 75V73L216 72L215 74H212V75L206 76V77L205 76L200 77L197 75V76H192L190 78L197 77L200 80L201 79H209L212 77L215 78V76H217ZM189 79H187V81ZM217 79L215 78L214 80L216 81ZM222 79L224 81L222 84V87L227 88V90L224 91V93H221L220 88H217V87L221 86L220 83H221ZM187 81H186L187 86H186L185 91H187V89H188V82ZM223 94H226L227 96L224 97ZM230 98H233L231 103L228 102V99H230ZM258 98L262 102H264L263 98H261V97H258ZM184 100H185V98H184ZM185 102L188 106L191 107V104H189L186 100H185ZM192 109H194L193 106H192ZM226 111H228V114L225 117H223L222 113H224ZM227 119H229V121H227ZM236 145H243L247 152H243V153L238 154L235 157H233L230 161L223 164L219 168V172L216 173L212 178H210L207 183H205L203 185H199V187H201L200 188L201 194H203V198H204L203 209L205 210L206 217H208L210 219V221H213L214 224L216 223L217 225H219L223 228L224 234H225L224 238H226L228 240L230 245H228V246L223 245L221 243L222 238H220V235H217L216 233H214L213 229H211L210 236L199 237V236L189 232L185 227H181L182 228L181 234L183 236V239L181 242V253L179 256L180 258L183 259V260L180 259L181 263H185V264H264V245L260 246L259 242H254L251 244L250 241L247 240L249 233H251V231H253L252 222L255 223L253 216H256L258 214H259L258 215L259 216L258 226H259L261 232L264 233V199L263 198H260V199H251V198L244 199L245 198L244 194L239 195L240 183H239L238 179L229 180L228 183H225L223 186H219V187H217L218 185L216 184L217 183L216 179L217 178L219 179V177L224 181L226 180L225 176H227V175H225V174L230 172L229 167L227 168V166L229 165V163L234 162L236 158L244 157L245 155L249 154V155H252L255 159H258V158H261L260 156L264 155V150H262V152L259 154H255V153L251 152L247 148L245 143L238 142V143H235L233 146H236ZM233 146H231V147H233ZM221 148H229V147L224 142H218L214 146L213 149L209 148L207 155H209L211 153V151H214V150H218L219 151L218 154H220L222 152ZM207 155H205V156H207ZM261 160H263V159H261ZM2 162H0V166L3 165ZM211 173H212V168H211V166H209L208 174L202 178L204 179V178L208 177ZM0 175H1V172H0ZM262 175L264 176V169L262 171ZM225 186L227 189L225 188ZM220 190L224 191L223 200L220 203H218V202L214 201L216 197L213 199H212V197H214V195L216 196V192H218ZM237 198H240V201ZM28 202L29 201H26L24 199H19V203H18V201H16V203L14 204L12 214L15 213L13 215L14 216L13 218L15 219V221H18V222H16V223L10 222L9 226H5V228H7V230H3V233H1V237L6 238L5 240L7 241V244L2 242L3 246L7 247L8 244L11 246V244L13 243V236L11 234L12 229L17 228V230H21V224L26 223L28 221L30 215H31V217H34L33 213L38 212V208L33 210L31 208L32 204H30V202H29V205H28ZM223 203H225V205L229 207L228 211L230 210V208L235 206L234 203L238 204L239 206L230 211L231 216L229 218H227L226 216L220 217L219 215H216V213L213 211H214L216 205L218 206V204H219V206H220ZM5 206H7V205H5ZM241 207L245 208L246 211L248 210L247 216H246L243 223H240V221L237 222V220H239V217L237 216L236 212ZM228 211H227V213H228ZM24 213H25V218H23ZM26 214H27V216H26ZM25 226L26 225L23 224V229L26 228ZM187 234H188V236H187ZM189 237L191 239L193 238L192 243L187 242V241L191 240V239H189ZM189 245H191L190 248L193 247L192 249L195 252V254L192 256H185L186 255L185 253L190 252L189 251L190 250ZM205 247H207V249ZM259 255L263 256L260 258V261L258 260ZM209 256H212V257H209ZM188 257H190V258H188ZM192 260H193V262H192ZM231 260H232V262H231ZM256 260L258 263L256 262Z\"/></svg>",
	"mask_w": 264,
	"mask_h": 264
},
{
	"label": "water",
	"instance_id": "95a60500",
	"mask_svg": "<svg viewBox=\"0 0 264 264\" xmlns=\"http://www.w3.org/2000/svg\"><path fill=\"white\" fill-rule=\"evenodd\" d=\"M186 4L188 5L187 0H186ZM244 4L245 5L247 4L246 1L244 2ZM11 14L14 15L12 11H11ZM185 14H186L187 22L191 25H194L196 24V21L199 19L201 15V10L187 9ZM206 18H208V16ZM182 24L185 26L184 22H182ZM174 33L175 32H173L172 34ZM249 40L250 38L244 32V30L240 29V32L237 35V37H235L232 40V44L234 46H238L240 42H244L246 44L247 42H249ZM241 47H243V45H241ZM120 51H121V58H122L121 60V73H122V67L124 65L123 57H124L125 51L122 47ZM187 82H188V89L186 93L184 94V97L189 103L193 104L194 106L193 115L200 121L201 125L205 129H208L210 127L209 121L218 118L219 111L227 110L228 106L224 102V100L220 97L218 92L214 89L215 83H214L213 77L209 79H201V80L198 79L197 77H193V78H190ZM255 87H256L255 94L258 97H261L264 99V91L259 90L258 84H256ZM15 94L17 95V97L20 98L21 102L23 101L24 103L25 99L21 97L20 95H18L17 93ZM47 104L48 103L45 102L41 105H43L45 113L47 115L48 114L51 115L50 107ZM39 124L41 125V134L45 136L46 135L45 132H47V130L44 129L43 127L44 125L42 123H39ZM48 129H50V133L52 136V139L50 140L51 144L54 146L56 152L60 153V155L65 157L66 161L68 162L69 173L65 177L63 185H66V187L64 186V188L66 189L65 193L67 194V196L71 199V201L74 204L76 203L81 209V211L83 212L84 221H85L84 229L89 230L92 233H94L96 237H99L100 239L99 241H101L102 243L108 244V245L115 244L116 247L118 246L119 250H121V252L118 254L119 256L117 255L119 257L120 262L122 261L124 253L127 252V250H125L124 248L125 245L131 246V245H134L136 241L137 242L139 241L140 243H143V244L146 243L145 245L148 246L151 241L160 240L164 244H167V245L170 244L169 246L171 247V249L170 250L163 249V251L165 250L169 252L173 263L177 264L176 262H178V257L180 256V253H181V247H180L181 242H182L181 238L172 237L170 239L168 236H165L166 237L165 238L164 235H162L161 233L155 232L152 230L150 231V235L148 237H145L147 239H146V242L144 243V240L142 238H139L138 235H130V237L128 238V236L126 235L123 236V232L115 234L116 231H113L114 233H111L110 230H109L110 232L106 231L107 227H105L102 224V222L99 221V219L95 218L94 215H92L87 210V207L84 206L83 204L84 201L82 199H79L74 192L72 181L75 177L74 168L77 167L78 158L77 157L73 158V156L71 158V153H70L71 149H70L69 143L67 142V140L65 139L63 135H60L58 133L57 128L56 127L54 128L52 126L51 122H50V127ZM221 151L222 152L220 154H218L212 159L213 160L212 166H211L212 173L208 177L202 179L201 180L202 183L200 185L207 183L210 178H212L216 173L219 172V168L222 166L221 162L226 163L231 158V156L233 157L234 155L247 152L243 145H236L230 148H221ZM192 156L195 159H197L193 154ZM203 157L205 158V156ZM260 157L261 158H258V159L264 160V155ZM72 159H74L75 164H70V161ZM28 205H29V202H28ZM23 218H25V213L23 214ZM11 222L16 223L18 221H15V219L13 218ZM133 236H134V239L136 240L134 243L131 242V239L133 238ZM176 239H179V240H176ZM148 252L150 253L151 256H153L156 253V251H153V250H150V251L148 250Z\"/></svg>",
	"mask_w": 264,
	"mask_h": 264
}]
</instances>
